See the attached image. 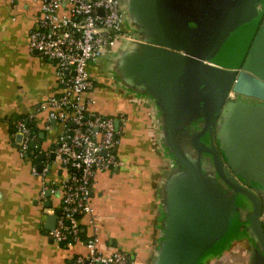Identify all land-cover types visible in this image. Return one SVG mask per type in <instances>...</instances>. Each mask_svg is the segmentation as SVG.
<instances>
[{
  "label": "crops",
  "instance_id": "1",
  "mask_svg": "<svg viewBox=\"0 0 264 264\" xmlns=\"http://www.w3.org/2000/svg\"><path fill=\"white\" fill-rule=\"evenodd\" d=\"M219 7L120 0L125 36L88 65L94 88L85 100L122 130L119 165L98 172L92 187L98 228L78 221L81 240L97 233L107 255L123 250L132 264H264L255 204L218 172L250 188L264 214V101L230 90L216 112L225 76L246 68L264 79V0ZM38 14L34 0H0V264H72L87 253L47 232L61 199L41 195L63 179L60 162L51 175L34 173L40 161L21 157L9 125L58 92L55 65L28 48ZM35 121L36 150L49 154L62 123L46 112Z\"/></svg>",
  "mask_w": 264,
  "mask_h": 264
},
{
  "label": "built area",
  "instance_id": "2",
  "mask_svg": "<svg viewBox=\"0 0 264 264\" xmlns=\"http://www.w3.org/2000/svg\"><path fill=\"white\" fill-rule=\"evenodd\" d=\"M39 14L29 31L28 48L55 65L58 92L52 94L28 115L14 118L13 138L21 157H37L38 134L28 124L37 113L46 112L47 121L62 123V131L54 147L56 160L64 177L59 184H44L41 200L58 194L61 206L56 225L47 230L58 243L82 244L85 255L79 254L72 264H132L129 255L117 249L105 254L98 248V235L81 240L79 219L86 216L96 231L95 207L91 193L98 172L119 165L116 150L122 133L115 117L90 109L86 92L94 88L88 65L103 49L125 36L120 0H34ZM36 122V121H35ZM33 156V157H35ZM56 162V161H55ZM55 162H42V174ZM34 173H39L36 167ZM49 193V195H48Z\"/></svg>",
  "mask_w": 264,
  "mask_h": 264
},
{
  "label": "water",
  "instance_id": "3",
  "mask_svg": "<svg viewBox=\"0 0 264 264\" xmlns=\"http://www.w3.org/2000/svg\"><path fill=\"white\" fill-rule=\"evenodd\" d=\"M176 1L178 2L181 0H176ZM207 1H209V0H188L191 7L193 9L197 10V12H199V13L203 12V10L202 11L199 10V6L204 5L205 3H207ZM231 2H232V0H224V4H223L224 7H228L231 4ZM212 31H213V27L206 33L205 38L201 42L200 47L196 53V54H198V56H200V51L202 48H204L207 40L209 39V37L212 34ZM233 74L234 75L232 76L231 80H229L228 77L225 76V80H228V82H230V83H229V86L227 87L226 92L222 95L220 102L216 108L217 113L220 111L223 104L225 103L226 97H227L228 92L230 90H232L235 93L240 94V95H244L247 97H252V98H256V99H260V100L264 101V79L263 78L257 76L256 74H254L253 72L249 71L246 68L240 70L239 72L235 71ZM196 143H197V139H196ZM35 145H36V143L33 142L32 147L34 148ZM204 150L212 152L215 155L216 159L219 161V157H218L216 151H214V149L204 148ZM33 156H35V155H33ZM37 158L40 161V163L37 164L36 169L40 173V172H42V170L44 168V164L42 162L47 161V159L51 163L55 162L56 161V153L54 150H52L49 154L46 151H40L37 154ZM48 169L49 170L52 169L51 164L48 166ZM218 172L220 173V175L223 177V179L229 185L234 187L235 191L242 192L243 194L248 196L254 202L256 211H255L253 218H252V227H253V230L257 236V239H258L261 247L264 250V214H262V208H261L259 200L256 199L254 192L250 188L237 183L236 180L232 177L229 170L224 173L223 169L220 168L218 165ZM48 195H49V193H48ZM255 200H256V202H255ZM260 216H262V218ZM56 218L57 217L55 214L49 215L47 217L46 228L48 230L53 229L55 227Z\"/></svg>",
  "mask_w": 264,
  "mask_h": 264
},
{
  "label": "trees",
  "instance_id": "4",
  "mask_svg": "<svg viewBox=\"0 0 264 264\" xmlns=\"http://www.w3.org/2000/svg\"><path fill=\"white\" fill-rule=\"evenodd\" d=\"M19 118H21V117H19ZM13 120V119H12ZM12 120L10 119L9 120V125H10V129H11V131H12V133L14 132V125H13V123H12ZM30 160H33V161H36L38 158L35 156V157H32V155H30Z\"/></svg>",
  "mask_w": 264,
  "mask_h": 264
},
{
  "label": "flooded vegetation",
  "instance_id": "5",
  "mask_svg": "<svg viewBox=\"0 0 264 264\" xmlns=\"http://www.w3.org/2000/svg\"><path fill=\"white\" fill-rule=\"evenodd\" d=\"M207 2H212L213 4L217 5L218 8H220L219 6H222L224 4V0H209Z\"/></svg>",
  "mask_w": 264,
  "mask_h": 264
},
{
  "label": "rangeland",
  "instance_id": "6",
  "mask_svg": "<svg viewBox=\"0 0 264 264\" xmlns=\"http://www.w3.org/2000/svg\"><path fill=\"white\" fill-rule=\"evenodd\" d=\"M56 166H57V163H54V164H53V169H54ZM51 171H52V170H51ZM51 171L49 172V175H51V173H52ZM54 172H55V171H54ZM50 178H51V177H50Z\"/></svg>",
  "mask_w": 264,
  "mask_h": 264
}]
</instances>
